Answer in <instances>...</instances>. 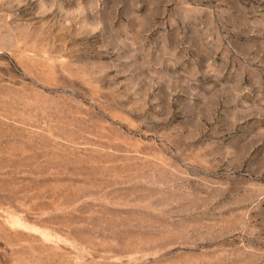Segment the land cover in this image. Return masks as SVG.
<instances>
[{"label":"rangeland","instance_id":"obj_1","mask_svg":"<svg viewBox=\"0 0 264 264\" xmlns=\"http://www.w3.org/2000/svg\"><path fill=\"white\" fill-rule=\"evenodd\" d=\"M0 264H264V0H0Z\"/></svg>","mask_w":264,"mask_h":264}]
</instances>
